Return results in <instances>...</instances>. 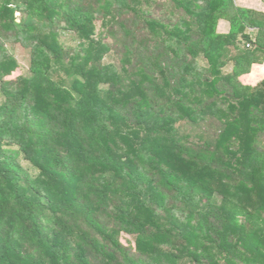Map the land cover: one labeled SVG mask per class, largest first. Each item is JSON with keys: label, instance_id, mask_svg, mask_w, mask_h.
<instances>
[{"label": "trees", "instance_id": "16d2710c", "mask_svg": "<svg viewBox=\"0 0 264 264\" xmlns=\"http://www.w3.org/2000/svg\"><path fill=\"white\" fill-rule=\"evenodd\" d=\"M0 96V264H264V13L0 0Z\"/></svg>", "mask_w": 264, "mask_h": 264}, {"label": "rangeland", "instance_id": "374dc122", "mask_svg": "<svg viewBox=\"0 0 264 264\" xmlns=\"http://www.w3.org/2000/svg\"><path fill=\"white\" fill-rule=\"evenodd\" d=\"M240 0H236V2H239ZM243 1L244 5L248 8H252L254 10H256V12H260V13H264V3L263 0H241ZM19 13H16L15 16H17L19 18ZM217 31L222 33V31H224V29L222 27L218 28L217 27ZM65 41L70 43V44H75V42L77 41V39L75 38L74 34L72 32H69L66 36ZM10 51L15 55V57L18 58V60L20 61L22 67H23V72H25V70H27L28 67V63H29V57L28 54L26 52H24V50L17 46L14 45L10 46ZM117 58L115 57V55H113L112 53H109L105 58H104V62H115L116 63ZM230 70V68H229ZM0 101H2V96H0ZM187 125H183L181 127V131L182 132H186L187 130ZM190 128H188L189 131ZM191 130V129H190ZM187 131V132H188ZM193 135H194V131H190ZM19 161L25 166L28 167L31 171L32 174H35L37 171L34 168H31L29 163H27V161H25L23 159V157L19 158ZM122 241L123 243H125L126 245H131L133 246V238L130 236H122Z\"/></svg>", "mask_w": 264, "mask_h": 264}, {"label": "crops", "instance_id": "0c3cea01", "mask_svg": "<svg viewBox=\"0 0 264 264\" xmlns=\"http://www.w3.org/2000/svg\"><path fill=\"white\" fill-rule=\"evenodd\" d=\"M222 27L224 31L222 33H227L229 30V22L226 20L219 21L218 28Z\"/></svg>", "mask_w": 264, "mask_h": 264}]
</instances>
